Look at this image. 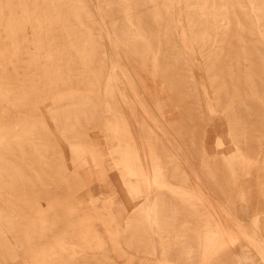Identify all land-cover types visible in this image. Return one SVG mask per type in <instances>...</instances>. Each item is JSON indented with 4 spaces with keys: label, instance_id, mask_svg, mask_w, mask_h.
<instances>
[{
    "label": "rangeland",
    "instance_id": "obj_1",
    "mask_svg": "<svg viewBox=\"0 0 264 264\" xmlns=\"http://www.w3.org/2000/svg\"><path fill=\"white\" fill-rule=\"evenodd\" d=\"M200 4L0 0V264H264V0ZM223 19L205 59L194 29L219 39ZM117 195L129 224L110 219Z\"/></svg>",
    "mask_w": 264,
    "mask_h": 264
},
{
    "label": "bare ground",
    "instance_id": "obj_2",
    "mask_svg": "<svg viewBox=\"0 0 264 264\" xmlns=\"http://www.w3.org/2000/svg\"><path fill=\"white\" fill-rule=\"evenodd\" d=\"M203 0H197V9H201L202 8V5L200 4L201 2H202ZM197 22H195L194 21V24H196ZM197 24H199L198 25V27L199 28H197V26L196 25H193V27H195V28H197V29H194L195 31V39L197 40V41H199V42H201V50L202 51H204V50H208L207 51V53L206 52H203V56H204V58L205 59H209L210 57L212 58V57H214V56H216V57H218L219 55H223V50H224V47L222 46V42L223 41H225L226 40V34L228 33V27H229V22L227 21V19L226 20H221V28H222V31H221V36H220V38L218 39V37L216 38L215 37V35H214V29H216L217 28V26H215V28L214 29H212V32H207L206 30L205 31H200L199 29H203L204 28V26L202 25V23L200 24L199 22L197 23ZM219 29V28H218ZM219 34V35H220ZM187 38V37H186ZM185 38V36H183V39H185V40H187ZM107 41V40H106ZM184 43V42H183ZM220 43V44H219ZM185 45V47H182L183 48V51L185 52V53H187L188 54V56H187V58L189 59V65L191 66V62L193 61V59H194V57H193V53H192V49L189 47V44L188 43H184ZM243 44H244V42H243ZM245 46V45H244ZM240 48L241 49H243V46H242V44H240ZM188 51V52H187ZM186 55V54H185ZM190 72H191V75L193 76V69H191L190 68ZM193 79H194V77H193ZM114 89L115 90H120L121 89V87H120V83L118 82V83H115L114 84ZM205 96H207V90L205 91ZM125 106H127V107H129V104H125ZM111 107H113V105H111ZM207 107L211 110V112H213V113H215L216 112V108H215V106L214 105H212V104H210L209 102H207ZM121 118L122 117H120L119 118V116H117V119L116 120H118V122L120 121V123L121 124H123L124 125V121L123 120H121ZM211 119V118H210ZM128 127H130V126H128ZM129 129V128H128ZM213 132V131H212ZM222 132V131H221ZM210 133H211V131H210ZM210 135V134H209ZM222 137L221 135H220V133L218 134V137ZM215 138H217V137H215ZM223 138V137H222ZM222 140H224V139H222ZM222 140H219L218 141V144L220 145V144H222L223 142H222ZM148 145H150V143L148 142ZM151 148V147H150ZM152 149V148H151ZM150 149V150H151ZM172 151V150H171ZM151 152H153V150L151 151ZM139 155V165H141V167H143L144 166V161H145V158H143V157H140L141 155H143V152L140 150L139 151V153H138ZM150 154V153H149ZM170 154V153H169ZM173 154V153H172ZM152 156H155V155H152ZM171 156V155H170ZM169 156V157H170ZM127 157H129L128 159H130L131 157L130 156H127ZM154 158V157H153ZM152 158V160L151 161H153V163H154V160L155 159H153ZM173 158V157H172ZM171 158V159H172ZM169 159V158H168ZM170 159V160H171ZM126 161H129V160H126ZM172 162H173V160H171ZM133 163V161L131 160V164ZM167 163V162H166ZM169 163V162H168ZM167 163V164H168ZM130 164V163H129ZM169 164H171V163H169ZM185 164V163H184ZM128 166H130V165H128ZM132 166V165H131ZM130 166V167H131ZM134 166V165H133ZM168 165H166V167H167ZM171 166V165H170ZM135 167V166H134ZM140 167V168H141ZM157 170H159V171H162V170H164V167H162L160 164H157ZM186 167V166H185ZM133 168V167H132ZM139 168V169H140ZM142 170H143V168H141ZM187 169V168H186ZM133 170H134V168H133ZM142 170H140V171H142ZM188 170V169H187ZM131 172H133V173H136L135 171H131ZM148 172V171H147ZM141 173V172H140ZM162 173V172H161ZM136 174H138V173H136ZM164 174V173H163ZM190 174V173H189ZM142 175V174H141ZM158 178H160V184L164 187V186H171V183H168L165 179H164V176L162 175V174H160V173H158V175H156ZM173 176H176V175H173ZM193 176V175H192ZM247 182L248 181H246L245 183H244V187H247ZM199 184H200V182L198 183V182H195L194 181V188H195V186H199ZM205 186V185H204ZM166 188V187H165ZM165 188H162V189H165ZM177 188V187H176ZM180 188H182V187H180ZM196 189V188H195ZM202 190V189H201ZM209 190V189H208ZM187 192L188 190H183V192ZM199 191H200V189H199ZM123 192V191H122ZM124 192H125V189H124ZM127 192V191H126ZM209 192H210V190H209ZM190 193V192H189ZM200 193V192H199ZM122 194V193H121ZM120 194V195H121ZM126 194V193H125ZM123 195V194H122ZM121 195V196H122ZM213 195V194H212ZM126 196L127 197H129L128 196V194H126ZM201 196V195H200ZM123 197H124V195H123ZM126 198V197H125ZM125 198H122V197H120V196H115V198L113 199V204H111V208H110V213H109V215H110V219H111V221L112 222H114V223H116L117 225H125V224H129V223H126V221L129 219V218H131V215H130V213H129V210H128V208L129 207H127V205H128V203L129 202H127V201H130L131 199H130V197H129V199L130 200H128V199H126L125 201L123 200V199H125ZM149 198V197H148ZM149 201V200H148ZM211 201V200H210ZM126 202H127V205H126ZM246 203H250V200H247V202ZM246 203H244L243 204V208H241L242 210H243V216L245 217V218H249L251 221H252V223H257L258 221H259V217L258 216H251V215H248L249 213H248V209H249V207H248V205L246 204ZM132 204V203H131ZM214 204V203H213ZM218 205V204H217ZM234 205V204H233ZM129 206V205H128ZM221 207V206H220ZM219 207V208H220ZM145 208H147V209H144V211L146 210V212H144L145 214V217L148 219V221L150 222V224H151V226H152V229L154 230V232H156L157 230H158V221H157V218H158V215L157 214H155V211H154V206H153V204H152V202H150L148 205H147V207L145 206ZM223 208H224V206H223ZM103 209H104V207H103ZM196 210V209H195ZM221 210V209H220ZM222 211V210H221ZM208 213H210V212H208ZM219 213V212H218ZM224 213V212H223ZM195 214V213H194ZM226 214H227V216H226ZM212 215V214H211ZM226 216V217H225ZM86 217V216H85ZM144 217V218H145ZM224 217H225V219H228L229 218V221H230V219L232 220V215L231 214H229V213H227V212H225L224 213ZM228 217V218H227ZM210 218V217H209ZM221 218V217H220ZM89 220V219H88ZM148 221H147V223H148ZM216 221V220H215ZM89 222V221H88ZM208 222H209V220H208ZM224 222V220L222 221V223ZM227 222V221H226ZM211 223V222H210ZM218 223V222H217ZM231 223V222H230ZM112 224V223H111ZM149 224V223H148ZM149 224V225H150ZM206 224H208V225H210V227H211V224H209V223H206ZM225 224V223H224ZM223 224V225H224ZM227 224V223H226ZM233 224V223H232ZM146 225V224H145ZM254 225V224H253ZM90 226V225H89ZM216 226H218V227H220V224H216ZM227 226V225H226ZM88 227V226H87ZM93 227V226H92ZM131 227V226H130ZM146 227V226H145ZM206 227H208V226H206ZM224 227V226H223ZM90 228V227H89ZM126 228V227H125ZM147 228V227H146ZM148 228H150L149 226H148ZM147 228V229H148ZM211 228H213V227H211ZM210 228V229H211ZM238 228V227H237ZM108 229V228H107ZM127 229H128V227H127ZM208 229V228H207ZM214 229V228H213ZM212 229V230H213ZM224 229V228H223ZM90 230V229H89ZM118 230V229H117ZM87 231H88V228H87ZM124 231V230H123ZM126 231H128V230H126ZM208 231H210L209 229L207 230V232ZM226 231V230H225ZM228 231V230H227ZM232 231V230H231ZM133 232H135V231H133ZM133 232H132V234H133ZM137 232V231H136ZM138 232L140 233V231L138 230ZM138 232H137V234H138ZM213 232V231H212ZM215 232V231H214ZM213 232V233H214ZM255 232V231H254ZM117 233H118V231H117ZM127 233V232H126ZM210 233H211V231H210ZM235 233V232H234ZM244 233V232H243ZM87 234H88V232H87ZM137 234H135L136 236H137ZM149 234V233H148ZM154 234V233H153ZM152 234V235H153ZM156 234V233H155ZM212 234V233H211ZM217 234V233H216ZM219 234V233H218ZM236 235H237V233H235ZM120 235V234H119ZM122 235V234H121ZM125 235V234H124ZM127 235V234H126ZM125 235V236H126ZM150 235V234H149ZM229 237H230V235L229 234H227ZM155 236V235H154ZM211 236V235H210ZM217 236V235H216ZM135 237V236H134ZM158 237H161V236H158ZM213 237V236H212ZM212 237H211V239H212ZM218 237V236H217ZM229 237H228V239H229ZM232 237V236H231ZM231 237H230V239H231ZM239 237V236H238ZM99 238V237H98ZM121 238H122V236H121ZM123 238H124V236H123ZM126 238V237H125ZM125 238H124V240H125ZM129 238V237H128ZM131 238V237H130ZM133 238V237H132ZM207 238V237H206ZM205 238V239H206ZM209 238V237H208ZM220 238V237H219ZM240 238V237H239ZM249 238H251L250 236H249ZM127 239V238H126ZM224 239V238H223ZM223 239L221 240V239H219L220 240V242L221 241H223ZM227 239V240H228ZM124 240H123V242H124ZM214 240H215V238H214ZM217 240V239H216ZM225 240V239H224ZM241 240V239H240ZM250 240V239H249ZM248 240V241H249ZM252 240V239H251ZM102 241V240H101ZM106 241V240H105ZM128 241V240H127ZM130 241V240H129ZM131 241H133V240H131ZM130 241V242H131ZM209 241H211V240H209ZM208 241V242H209ZM229 241V240H228ZM227 241V242H228ZM232 241H234L233 243H235V242H237V241H235V240H233V238H232ZM232 241L230 240L229 241V243L231 242V244H232ZM246 241V240H245ZM255 241V240H254ZM254 241H252V242H254ZM62 242V241H61ZM129 242V243H130ZM214 242H216V241H214ZM220 242H219V244H220ZM241 242H243V240L241 241ZM247 242V241H246ZM128 243V242H127ZM248 243V242H247ZM257 243V242H256ZM64 244V243H63ZM101 244H103V243H101ZM132 244V243H131ZM215 244V243H214ZM225 244V243H224ZM228 244V243H227ZM237 244V243H236ZM250 244V243H249ZM257 244H261V243H257ZM100 245V244H99ZM222 245H223V242H222ZM234 245V244H233ZM256 245V244H255ZM264 245V244H263ZM127 246V245H126ZM138 246V245H137ZM208 246H209V244H208ZM208 246H207V248H208ZM214 246V245H213ZM218 246L219 245H217V248H218ZM258 246H260V245H258ZM258 246H256V247H254V248H258ZM262 246V245H261ZM130 247V246H129ZM206 247V246H205ZM157 248H159V246H156V249ZM211 248V247H210ZM220 248H222V246L220 247ZM129 249H131V248H129ZM155 249V248H154ZM213 249V248H212ZM249 249V248H248ZM251 249V248H250ZM139 250V249H138ZM133 251V250H132ZM159 251V250H158ZM160 251L162 252L161 254H163V255H161V256H165V249H160ZM204 251V250H203ZM209 250H207L206 252H208ZM211 251V250H210ZM210 251H209V254H210ZM216 251V250H215ZM125 251H124V249L123 248H118V251H117V253L119 254V255H122L123 253H124ZM136 252V251H135ZM155 252V251H154ZM205 252V253H206ZM218 252V251H217ZM263 252H264V248H263ZM159 253V252H158ZM157 254V253H156ZM207 256H208V253L206 254ZM245 254H244V252H237V254H236V258H237V261H238V263L239 264H249L248 262L249 261H247L246 260V258H245V256H244ZM91 256V255H90ZM214 256V255H213ZM261 256L264 258V253H262L261 254ZM87 257H89V256H87ZM95 257V256H94ZM140 256H138L137 254H130V261L131 262H134V264H136V263H138V264H151V261L150 260H148V259H146V258H144V256H141L142 258H139ZM154 257V256H153ZM203 257H204V255H203ZM210 257V256H209ZM255 257V256H254ZM160 257H158V259H159ZM84 259H86V258H84ZM92 259V258H91ZM209 259V258H208ZM211 259V258H210ZM209 259V260H210ZM82 260V259H81ZM205 260V259H204ZM251 260V259H250ZM77 261V260H76ZM73 261H71V263H72ZM86 262H87V260H86ZM259 262H261V261H259ZM74 263H76V262H74ZM80 263V262H79ZM205 263H206V261H205ZM68 264H69V261H68ZM73 264V263H72ZM78 264V263H77ZM158 264H176L174 261H171V260H166L165 261V258H163L162 259V257H161V260L159 259V263Z\"/></svg>",
    "mask_w": 264,
    "mask_h": 264
}]
</instances>
